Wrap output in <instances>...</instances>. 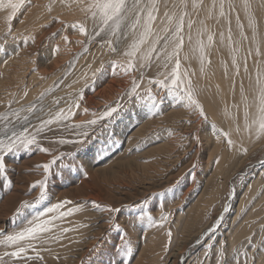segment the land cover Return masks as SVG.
I'll use <instances>...</instances> for the list:
<instances>
[{"label":"rangeland","instance_id":"rangeland-1","mask_svg":"<svg viewBox=\"0 0 264 264\" xmlns=\"http://www.w3.org/2000/svg\"><path fill=\"white\" fill-rule=\"evenodd\" d=\"M50 1L23 0L13 15L12 8L8 7L9 0H2L0 41L3 43L0 48L6 47L7 55L0 52V116L8 115L10 122L0 120V139L6 138V130L21 131L25 123L22 117L26 115L30 119V132L36 134L42 120L71 107V102L81 93L84 98L79 101V109L73 108L72 115L64 122L52 124L37 136L40 145L49 149L51 154L34 149L30 153L21 151L7 157V177L12 185L9 187L4 176H0V240L4 238L3 233L12 234L28 227L27 221L34 219L37 213L67 200L71 204L51 213L45 211L36 220L52 219L57 212L78 209L72 215L53 221L54 233L60 234L63 229L69 231L63 233L58 242L41 246L53 249L52 252L41 251L45 264H89L90 258L91 264H121V257L117 255L121 234L110 230V219L127 233L126 240L132 249L131 264H219L217 253L225 241L228 264L234 259L242 264L245 251L249 256L256 255L257 264H264V255L259 251L264 242V137L245 146L247 154L240 145L238 149L229 147L226 141L230 137L211 128L212 120L207 111L205 121L198 111L187 106L185 110L182 106L185 102L178 96L183 94L184 85L173 94L152 82L164 79L165 72L171 73L174 61L165 68L163 58L157 60L153 54L148 66H141L138 60L127 74L123 67L113 72V64H128L129 58L124 53L135 38L128 29H124L128 39H121L117 46L116 37L105 33L95 35L98 27L91 19H86L77 5L71 13L66 10V15L61 16V11L55 15L50 10ZM12 2L19 3L20 0ZM157 2L160 3V13L153 27L155 32L163 35L162 29L167 26L164 13L173 4H182L183 0ZM213 2L187 0L189 15L185 18V44L179 70L185 74L190 71L183 55L189 48L187 33L191 35L193 27L197 31L195 27L201 28L208 21L212 31L219 25L227 32L231 28L234 38L242 32V24L243 31L255 25V30L261 31L263 27L264 32V19L259 18L260 13H264V0H226L225 12L229 13V5L233 7L224 17L219 15L220 0H215V10L212 9ZM40 10H44L41 17L46 15L50 21L39 26L43 27L42 30L30 31L31 15ZM10 16L13 17L11 21ZM189 19L192 21L190 32L187 28ZM80 22L85 23L87 36L81 35L75 27H69ZM10 27L11 36L8 34ZM64 36L68 37V42ZM32 37H35L34 44H38L37 53L30 50L34 45ZM22 41L28 42L22 44ZM109 41L118 47L117 52L110 50ZM58 44L59 51L53 54L52 48ZM163 44L161 39L158 49ZM146 49L147 44L142 50ZM5 64L9 68L6 75L11 78L10 84L2 72ZM98 68L101 72L95 78L96 88L89 91L93 83L92 73ZM14 70L25 72L14 76L11 73ZM188 74L187 80H192ZM134 83L139 85L137 92L144 98V108L140 107L139 100L134 106L133 96L128 95ZM166 84L171 87L170 80ZM193 88L199 96L198 88ZM149 94L156 97L160 104L158 111L162 114L153 115L149 111ZM121 104L124 107L111 124L100 121L89 130L96 135L92 143L106 142V147L101 155L88 152V176L83 177L77 171L66 172L63 181L49 184L50 194L41 200L39 188L32 187L44 179L41 166L50 163L53 156L75 152L77 148L58 141L76 139L80 129L74 125L96 118L93 113L100 114ZM32 105L36 106L35 112L24 111ZM85 108L87 113L83 111ZM13 112H19L20 118L12 115ZM195 136H199V143L193 138ZM53 171H56L55 165ZM93 201L101 208H121L122 211L119 215L102 212L92 206ZM25 204L31 206L22 207ZM141 206L144 207V219L138 220L142 215ZM149 208L156 221L154 227L148 223ZM226 208L229 211L225 212ZM162 215H167L168 219L161 226ZM222 215L221 227L206 239L209 229ZM249 239L252 240L251 248ZM97 243L104 247L94 256L90 250ZM11 250L0 245V255ZM56 255L60 258L56 259ZM5 261L6 264H15L9 257H5Z\"/></svg>","mask_w":264,"mask_h":264},{"label":"snow or ice","instance_id":"snow-or-ice-1","mask_svg":"<svg viewBox=\"0 0 264 264\" xmlns=\"http://www.w3.org/2000/svg\"><path fill=\"white\" fill-rule=\"evenodd\" d=\"M225 2L226 0H220L219 2V15L224 17L227 14H230L232 5H229V13L225 12ZM23 4V0H20L19 3H13L12 0H9L8 7L12 8L13 15L16 10H18ZM77 7L79 10L84 13L86 19H91L93 24L98 27L99 31L95 32L96 36L101 35V33H105L110 36H114L117 38V46L121 39H128V36L125 35L124 29H128V33L135 37L129 49L124 53L126 57L129 58L128 64L126 66H121L118 64L112 65V71L114 72L116 69L123 67V71L125 74L129 72L130 69H134L135 63L139 60L141 66H148L153 60V54H155V58L160 60L163 58V66L165 68L168 67L169 62L174 61V68L171 73H164V79L152 81L156 84H159L161 89H167L169 92L173 94H177L181 88V85H184L183 94L179 95L178 98L185 102V106L193 108L194 111L199 112V116L207 120V115L205 110L198 102L197 93L192 86L191 80H186L182 78L181 73L179 72L181 68L180 64V56L185 44V18L189 15L188 3L187 0H183V3L180 5L173 4L168 11L164 13L165 21L167 26L162 29L163 35L154 31V24L158 19L160 13V3L157 0H87L86 3L82 2V0H76ZM0 6H2V0H0ZM167 8L168 5H165ZM196 5H193L195 9ZM217 4L214 0L212 9L215 10ZM13 17H9V21H11ZM237 19L239 16L237 14ZM59 23H63L62 21H57ZM163 23V22H162ZM69 27H75L81 35L87 36L88 32L84 22H80L75 25H69ZM243 28V25H240ZM253 31L255 33V25H252ZM187 28L190 32L192 28V21L189 19L187 22ZM207 29L205 27H201L197 29V48L192 49L193 52L198 51L199 59L201 62V68L203 69L204 65L208 63L206 48L213 43V36H207V43L202 39L203 35ZM12 29L9 28V36H11ZM155 37L154 39H152ZM242 39H249L244 33H241ZM15 38L13 37V40ZM63 39L68 42V37L64 36ZM161 39L164 40V44L161 48L158 49V45L160 44ZM189 43L192 41L191 35L187 37ZM32 43H35V37L31 38ZM224 40V34L221 33V41ZM252 42L255 44V52L253 53V49L249 48L247 55H256L261 56L264 53L261 52V47L264 45V37L259 40L256 38L255 34L251 38ZM228 41L229 46L232 44V34L231 28L228 29ZM28 41H22L23 43H27ZM3 43V41H0ZM147 44V49L142 50L143 46ZM108 46L110 50L115 53L118 50L117 46H114L111 41L108 42ZM59 51V45H54L52 48V53H56ZM233 51V65L236 69V74L239 75L240 66L237 63V54L238 50L236 48H232ZM0 52L7 55V48H0ZM13 52L15 53V48H13ZM184 59H188V56L185 55ZM6 62V60L4 61ZM245 72L247 69V58L245 57ZM101 72V69L98 68L92 73L93 83L89 86V91H94L96 88L95 78L97 73ZM170 80L171 87L169 88L166 84V81ZM138 84L134 83V86L131 89V93L128 95L133 96V105L135 106V101H140V107L144 108L145 102L144 98L137 92ZM253 91L255 93L253 97L252 104L249 105L246 103L245 105V128L251 135L252 127L255 126L257 129V137L259 138L261 135H264V75H262L259 70L254 78ZM26 95V94H25ZM84 95L81 93L77 100L71 102V107L66 110L58 111L54 117L42 120L39 124V127L36 128V134H32L29 130L28 124L30 123L29 116H23L22 119L25 122L22 126V130L17 132L15 129L11 131H5V137L0 139V176H4L5 181L8 183L9 187H11L12 182L8 180V161L7 157L9 155L15 156L16 153L24 151L26 153L32 152L34 149L39 152H43L45 154H51L49 149L43 148L37 136L44 131L45 128H48L54 123H62L68 117L72 115L73 108L79 109L80 104L79 101L83 100ZM43 99V96L41 97ZM149 102L151 107L149 111L153 113V115H160L161 112L158 111L160 104L157 101L155 96L149 94ZM59 104V101H56ZM254 106L256 111L255 114L250 119V113L248 109ZM10 107V106H9ZM124 107L123 104L116 105L108 108L100 114L93 113V116L96 118L88 120L84 123L74 125V127L80 129L78 136L76 139L72 140H60L58 143L60 144H73L76 145L77 148L75 152L61 153L59 156H53L50 163L44 164L41 167L44 171V179L38 181L36 185H33V188H39L40 190V199L44 200L46 196L50 194L49 184H53L56 180L63 181L66 172L77 171L83 177L88 176V169L86 167L87 164V156L88 152H93V155H101L106 147L105 144H95L92 143L93 140L96 139V135L94 132H90L89 130L93 128V126L97 125L100 121H105L108 124H111L115 119L116 115L120 112L121 108ZM24 111L33 113L36 111V106L32 105L28 108L24 109ZM42 112L43 109H40ZM85 113L88 112V109H83ZM12 115L16 116L18 119L20 118L19 112H13ZM0 120H4L6 123L10 122V118L8 115L0 116ZM236 131L239 132L240 128L237 125ZM219 135H224L223 133H218ZM197 143L200 142L199 136L193 137ZM227 145L229 147H235V143L231 139H227ZM87 149L88 151H84ZM247 149L243 148L244 154H247ZM79 152L80 155H76ZM218 164L219 161L217 160ZM56 166V171H53V166ZM71 204V201H62L60 203L55 204L54 206H49L44 211L37 213L34 219H30L27 221L29 225L26 228H23L20 231L14 232L12 234L3 233V240H0V245H3L5 248H11V251H5L2 255H0V264H6L5 257L11 258L15 264H30L33 261H39L40 264H45L44 256L41 255V251L52 252L53 249L51 247H41L44 245H50L54 242H58L63 233L69 231V229H63V232L60 234L54 233L53 229L55 227L53 221L56 219H62L64 216L74 214L78 209L71 208L70 210L64 212H57V215L52 219H46L40 222H36L40 216L44 215V212L51 213L54 210H60L65 208L66 205ZM92 206L100 211L115 213L119 215L122 211L121 208H101L100 205H97L94 201L91 202ZM31 205H22V207H30ZM229 211L228 208L225 209V212ZM141 216L138 217V220L144 219V207L140 208ZM152 209L149 208L147 219L150 227L156 226V221L153 220L152 217ZM168 219L167 215H162L160 217L161 226L162 222ZM224 220V216L222 215L217 223L209 229L206 239L210 237L215 231H217ZM112 224V231L121 234V241L119 245V251L117 253L118 256L121 257V264H125L127 261L128 264H131L132 258V249L130 244L127 242L126 237L127 233L124 232L118 223H113L110 219L108 221ZM47 234V235H46ZM169 237H171V232L168 233ZM252 240L249 239V247L251 248ZM104 247L102 243H97L90 250L94 256L101 251ZM255 249L253 252L255 253ZM260 254L264 255V242L261 243L260 246ZM29 253H33V255H29ZM207 255V253H206ZM217 255L220 258L219 264H228L227 261V241L224 244L219 246V251ZM243 262L242 264H257L256 255L252 256L248 255V252L245 251L243 253ZM60 257L56 255V259ZM89 264H91V258L89 259ZM232 264H241L240 261L233 260Z\"/></svg>","mask_w":264,"mask_h":264},{"label":"bare ground","instance_id":"bare-ground-1","mask_svg":"<svg viewBox=\"0 0 264 264\" xmlns=\"http://www.w3.org/2000/svg\"><path fill=\"white\" fill-rule=\"evenodd\" d=\"M83 1L84 0H82V2ZM50 5V10L55 15H59L60 13H62L61 16H65L66 12L68 11L71 13V10H73L74 6H76L77 4L76 0H51ZM43 11L44 10H40L31 15V19L28 22L30 31H39L41 28H43L39 27L43 22L49 23L48 21H50V17L47 18L46 15L45 17H41L42 14H44ZM59 11L61 12L59 13ZM260 14L261 15L259 16V18L263 20L264 13ZM194 23H196V21H194ZM194 23L193 26L195 25ZM208 25V21H206V24L204 26H206L207 31L203 35L202 39L205 43H207V36H213L212 45L206 48V55L209 62L206 63L202 69L198 51H192V49L197 48V31H194L193 27V32L191 33L192 41L190 44L189 42H187L188 44L186 43L189 48H187V50H184L185 54L183 55V59L185 55L188 56V59H184V62L186 63L185 66L188 67L190 71L189 74L190 77H192V83L193 81L195 82V85L193 86H196L198 88V93L201 99L200 102H203L204 104L203 108L204 110L206 109L205 111H207L210 120H212L210 121L212 122L211 128L216 129L217 132L221 131L228 137H230V139L235 143V147H233V149H238L239 145L241 146V148H244L245 146H249L250 143L252 145V142L258 139L257 129L255 126L252 127L251 135L246 130L244 112L246 103L251 105L253 97L255 95L253 91V84L257 70H259V72L264 75V55H247L249 48L253 49V53L255 52V44L251 40L253 35L255 34L258 40L264 37V32L262 29L263 27L261 28V31L255 30V33L252 27L245 31H243L244 29L242 28V32L239 33V36L237 35L238 37H232V39H234L232 40L231 46H229L228 32L223 28H220V25L219 27H214L215 29L212 31L209 29ZM199 27L197 26L195 28L199 29ZM221 33L224 34L223 41H221ZM241 33H244V35H246L249 39H242ZM37 48L38 44H34L33 46H31L30 50L37 53ZM220 48H222L221 51ZM232 48H236L239 51V53L237 54V63L240 66L239 75L236 74V69L233 65ZM261 52L264 53V45H262L261 47ZM30 54L31 56H33L32 53ZM245 57L247 58V72H245L244 70ZM31 59L32 58H30V61ZM181 70H183V68ZM7 71H9V68H7V65L5 64L2 66V72H4L6 75ZM24 72L25 71L20 72L18 70H14L11 73L14 76H20ZM179 72L181 73L182 78H185L187 80L188 77L186 76L188 73L185 74L182 71ZM41 74L43 75L44 73L41 72ZM34 76L35 75H33L31 79H33ZM6 78L8 84H10L9 81L11 78L7 77V75ZM182 106H184L186 110L187 107L185 106V103ZM248 111L250 113L251 119V117L255 114L256 109L254 106H252L248 109ZM237 125L240 128L239 132L236 131ZM261 137H264V135H261L259 138L261 139ZM222 159L224 160V158Z\"/></svg>","mask_w":264,"mask_h":264}]
</instances>
